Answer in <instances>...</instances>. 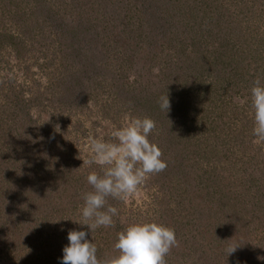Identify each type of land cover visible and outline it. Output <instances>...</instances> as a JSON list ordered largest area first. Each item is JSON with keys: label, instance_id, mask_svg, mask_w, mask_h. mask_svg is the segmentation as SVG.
<instances>
[{"label": "rangeland", "instance_id": "rangeland-1", "mask_svg": "<svg viewBox=\"0 0 264 264\" xmlns=\"http://www.w3.org/2000/svg\"><path fill=\"white\" fill-rule=\"evenodd\" d=\"M0 34L6 37L5 43L0 38V264H25L20 251L29 241L20 236V248L12 240L30 224L27 217L34 219L22 211L25 200L35 197L33 188L48 189L52 196L43 199L64 209L52 215L45 243L37 244L51 256L47 262L41 256L42 264H59L57 248L68 244V230H85L74 222L82 194L92 190L87 176L99 171L83 165L90 155L88 135L100 129L108 139L133 117L156 122L149 139L161 148L167 167L126 201L109 199L119 215L112 227L92 233L98 257L118 254L117 233L130 223L155 220L176 231L178 244L167 264H264L258 222L250 220L243 234V224H225L218 245L217 230L201 208L210 205L209 172L247 212L255 204L249 188L264 184V175L258 181L251 174L256 166L264 169V141L253 136L250 98L254 80L264 82V0H0ZM218 52L224 60L217 68L203 64L202 80L213 88L201 104L183 110L171 104V122L157 104L143 108L144 92L167 94L168 88L177 96L192 88L193 77L178 83L187 72L182 67L197 68L194 57L215 58ZM158 84L164 87H153ZM202 218L206 227H198ZM229 244L241 248L228 257ZM257 244L262 253L251 254Z\"/></svg>", "mask_w": 264, "mask_h": 264}, {"label": "clouds", "instance_id": "clouds-1", "mask_svg": "<svg viewBox=\"0 0 264 264\" xmlns=\"http://www.w3.org/2000/svg\"><path fill=\"white\" fill-rule=\"evenodd\" d=\"M250 98L254 110L253 136L264 141V82L260 77L253 82ZM157 103L161 111L171 108L168 93L160 95ZM155 128L152 118L133 117L126 126L114 128L108 139L99 134L100 129L97 135H88L90 155L83 165H96L99 171L89 172L87 183L92 190L82 194L80 219L72 221L85 230H68V244L62 249L59 264H167L166 257L178 244L176 231L155 220L130 223L117 233L114 248L118 254L103 259L98 257L92 237L96 229L112 227L119 215L118 208L109 204L110 198L126 201L149 176L166 169L161 148L149 139ZM239 248L238 244H229L225 253L229 257Z\"/></svg>", "mask_w": 264, "mask_h": 264}, {"label": "trees", "instance_id": "trees-1", "mask_svg": "<svg viewBox=\"0 0 264 264\" xmlns=\"http://www.w3.org/2000/svg\"><path fill=\"white\" fill-rule=\"evenodd\" d=\"M142 3H145L147 0H139ZM85 6H87V2H84ZM85 26H88L87 29L90 30L92 32V27L90 26V24L85 23ZM106 33V32H105ZM3 38L2 43H5L6 37L5 35L0 34V38ZM150 41V39L148 40V42ZM68 43L70 45L71 48H74V42L71 40V38H68ZM150 43V42H149ZM137 44L140 45V42H138ZM196 46V45H195ZM204 53V52H203ZM200 54L198 56V58L194 57V59L198 60V64H197V68L192 64V69L191 67H182V69L184 70L183 72L187 71L184 73V75L181 76L182 79H178V83H184L187 80H190L191 77H193V87L192 88H188V89H181L180 94H177V96H175L174 94H172V92L170 91V89H166L165 88V92H167L169 94L170 97V101L171 104L173 106H182L181 110H183V108L185 106H187V109H190L191 107H193V104H201L200 101L204 100V95L207 93H210L212 91L211 85H209V87H206L205 83L203 82L202 78L205 74V71H207V69L204 67L203 64L207 65L210 68H217L224 60V57H221L220 52H218L217 56L215 58L209 56V55H205V54ZM193 56L189 57L187 55L186 61L192 62L193 63ZM235 59L232 58L231 62H234ZM194 70V71H193ZM220 73V72H218ZM177 82V80H176ZM197 83L200 86H197ZM186 84V83H185ZM142 85V83L140 84ZM174 85V82H169L167 83V86L172 87ZM165 86V87H167ZM143 87H150L149 85H144ZM153 87H159V89L161 87H164V85L158 84L157 86H153ZM155 91H149L148 93L144 92L143 96H140L141 98V102L143 104V108L145 104H150L153 106H158V98L160 95L164 94L161 93L157 95L153 94ZM201 98V99H200ZM19 106H21V104H18ZM23 107H21L22 109ZM10 118L11 120L15 119V117H13L12 115H14L13 112H10ZM170 115L174 116L172 108L168 111V118L169 121H172V118H170ZM157 115V113H156ZM159 115V113H158ZM161 116V115H160ZM20 118V119H19ZM158 119H161V117H158ZM17 120H20V122H22V117H17ZM3 123L7 124L6 121H4ZM167 124V123H166ZM165 124V125H166ZM1 128V126H0ZM1 130V129H0ZM10 153V152H9ZM38 159V158H37ZM1 166V165H0ZM188 174V173H187ZM252 176H255L254 179H257L259 181H262L263 179V175H264V169L261 167H255V171L253 173H251ZM205 174H203L202 178L204 177ZM209 181L212 182L210 185H207L206 189L207 192L210 194V205L206 206L205 208L201 207L203 212L202 213H206L208 215V217L206 218L207 223L212 224L215 234H216V240L218 245H220L221 243H223V238L221 235H224L223 233H219V230H224V226L225 224H228L229 222H231V226L234 227L235 224V228H237L239 225L243 224V229L240 232V234H243L244 230L246 229V225H248L250 223V220H253L255 222V224L257 225L256 222H258V226L261 227L264 230V184L259 186L258 189H256V191H253V188H249V193L252 195H254L253 199L255 201L254 207L251 210H249V212L246 211V204L242 205L241 204V208H239L238 205V201H236L235 198H231L229 197V189H228V185L223 184V181H219V176L216 177L214 175H212V173L209 172ZM4 177H2L0 175V179H2ZM223 178V177H221ZM48 183L45 184V186H51V188H53L54 186V181L52 180H47ZM252 182V181H251ZM214 186V189L211 188V186ZM234 185V183H233ZM14 189V187H13ZM22 190V189H21ZM18 191V192H21ZM246 190H248V187L246 188ZM23 191V190H22ZM47 191H49L48 189H46L44 192L40 193L39 189H32V192H34L35 197L30 198L29 200H25V204L22 211L24 212L26 209L30 212H32V216L33 218L27 217V219L30 221L29 225H25L24 227H26V229L22 228V230L20 232H14V238L12 240V242H15L14 245H17L18 247H22L21 246V242H22V237L26 238L29 241V245L24 246L23 250L20 251L21 256L23 261L25 260V264H42L41 262V256H43L42 260L44 261H48L49 260V253H46L44 251V248L41 247L43 250H38L37 249V244L39 245H43L45 243V238L48 237L47 235H45L46 237L43 238V230L44 228L49 224L50 220L52 219V215L54 213H60L62 212V210L64 209H60L61 205L57 202L51 201L50 203L47 202L46 200H44L43 198L49 199V197H51V193L47 196ZM26 193V191H23ZM248 193V194H249ZM42 197V198H41ZM21 203V202H20ZM39 207L41 213L44 214V216H38L35 212V208ZM26 215V214H25ZM206 220L204 218H202L200 220V224L198 227H200L204 222H206ZM242 222V223H241ZM204 226L206 227L207 225L204 223ZM233 233L236 232V230L234 228H232ZM118 232V230H117ZM111 233V232H110ZM119 233V232H118ZM197 234V233H196ZM194 234V236L196 235ZM228 239L230 237H227ZM60 253L58 254L60 257L62 256V249L63 247H58L57 248ZM261 249V244H257L256 246H254L252 249H250L251 254H260L262 253L261 251L259 252V250ZM29 252V254L27 253ZM20 253H18V255H20ZM45 253V255L43 254ZM47 254V255H46ZM50 256V255H49ZM58 256V257H59ZM51 257V256H50ZM59 257V258H60ZM249 260V259H248ZM243 263H239V264H245L244 261H242ZM44 264V263H43ZM49 264H54V262H50ZM194 264V263H193Z\"/></svg>", "mask_w": 264, "mask_h": 264}]
</instances>
